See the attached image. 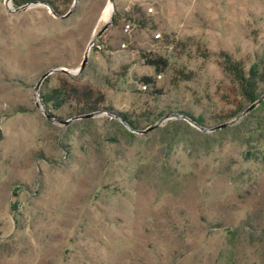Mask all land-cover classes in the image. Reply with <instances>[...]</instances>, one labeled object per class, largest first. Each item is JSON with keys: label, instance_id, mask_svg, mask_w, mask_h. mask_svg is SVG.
I'll return each instance as SVG.
<instances>
[{"label": "rangeland", "instance_id": "rangeland-1", "mask_svg": "<svg viewBox=\"0 0 264 264\" xmlns=\"http://www.w3.org/2000/svg\"><path fill=\"white\" fill-rule=\"evenodd\" d=\"M55 2L0 0V264H264V112L223 70L264 66V0ZM60 78L105 103L46 107Z\"/></svg>", "mask_w": 264, "mask_h": 264}, {"label": "trees", "instance_id": "trees-1", "mask_svg": "<svg viewBox=\"0 0 264 264\" xmlns=\"http://www.w3.org/2000/svg\"><path fill=\"white\" fill-rule=\"evenodd\" d=\"M11 2L15 7H22L32 3H43L50 6L55 12H58L55 0H11ZM135 13H138V10L135 9ZM118 17V13L116 12L114 15L115 22L118 21ZM128 19L141 26H145V22L139 18H133L130 15ZM148 63L156 67H165L167 65L162 59H149ZM223 70L232 78L235 85L234 92L241 99L236 105V114L246 110L247 107L257 102L264 94V66L253 65L246 72L242 63L232 60L229 56H225ZM186 77L188 79V76ZM145 81L149 82V79H145ZM41 98L46 107L50 104L51 107L57 109L67 103H73L78 107V114L82 115L96 113L105 103V95L98 88L70 81L67 78H60L59 85L41 94ZM255 110H262L264 112V99L254 108ZM124 116L127 117V120L129 119L126 114ZM189 117L198 125H203L202 117ZM128 122L132 129L139 128L136 122L131 120H128Z\"/></svg>", "mask_w": 264, "mask_h": 264}, {"label": "water", "instance_id": "water-1", "mask_svg": "<svg viewBox=\"0 0 264 264\" xmlns=\"http://www.w3.org/2000/svg\"><path fill=\"white\" fill-rule=\"evenodd\" d=\"M8 1V0H7ZM113 2H114V0H109V3L112 5V11L114 12V5H113ZM40 4H43V3H40ZM56 14V13H55ZM69 15V13L68 14H66V15H64V16H62L63 18H65V17H67ZM111 21H113V18H112V20ZM109 24L110 23H107V24H105L104 25V27L100 30V32L98 33V36H100L102 33H103V31L109 26ZM91 42H94V40H92ZM86 57H87V54L85 55V60H86ZM47 74H44L43 76H42V78H41V80L46 76ZM38 86H39V83H38V85H37V88H38ZM264 99V94L259 98V100L257 101V102H255L254 104H252L250 107H248L247 108V110L246 111H249L250 109H252L253 107H256L258 104H259V102H261L262 100ZM96 113H90V114H87V115H83L82 117H86V118H88V117H92V116H94ZM192 122L193 123H195V124H197L194 120H192ZM198 125V124H197ZM228 125V123H224V124H221V125H219V126H216L215 128H212V129H220V128H222V127H226ZM153 127H155V126H153ZM152 127V128H153ZM201 128H203V127H201ZM203 129H205V128H203ZM139 132H144L143 130L142 131H139Z\"/></svg>", "mask_w": 264, "mask_h": 264}, {"label": "built area", "instance_id": "built-area-1", "mask_svg": "<svg viewBox=\"0 0 264 264\" xmlns=\"http://www.w3.org/2000/svg\"><path fill=\"white\" fill-rule=\"evenodd\" d=\"M149 11H152V8H149ZM125 30H126V31H130V30H131V24H130V23H127V24H126V26H125ZM157 37H160V34H158ZM95 45H96V42H95V41H94V42H90V44H89V49L94 48ZM122 46H123V47H126V45H125L124 43L122 44ZM97 47H100V46L97 45Z\"/></svg>", "mask_w": 264, "mask_h": 264}, {"label": "bare ground", "instance_id": "bare-ground-1", "mask_svg": "<svg viewBox=\"0 0 264 264\" xmlns=\"http://www.w3.org/2000/svg\"><path fill=\"white\" fill-rule=\"evenodd\" d=\"M109 4H110V3H109ZM108 9L111 10V9H112V5H109Z\"/></svg>", "mask_w": 264, "mask_h": 264}]
</instances>
